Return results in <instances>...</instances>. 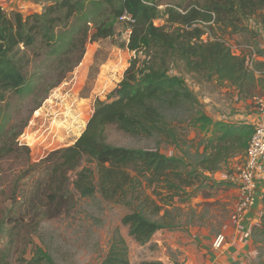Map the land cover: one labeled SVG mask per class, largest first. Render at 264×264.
Listing matches in <instances>:
<instances>
[{
	"label": "trees",
	"instance_id": "obj_1",
	"mask_svg": "<svg viewBox=\"0 0 264 264\" xmlns=\"http://www.w3.org/2000/svg\"><path fill=\"white\" fill-rule=\"evenodd\" d=\"M160 1L57 0L41 12L28 14L0 5V103L12 94H34L39 89L38 75H28V68L40 50L52 57L59 78L50 89L56 87L82 62L87 44L117 34L113 21L125 13L133 19L128 50L147 54L143 60L139 55L130 60L108 99H97L85 130L72 145L56 149L38 162L32 161L30 147L19 141L25 125L18 129V125L7 124L8 113L0 108V237L5 238L0 245V264H12L14 248L22 252L20 264H56L51 252L35 240L42 222L60 216L78 198L97 194L129 208L122 223L138 243L146 244L158 231L177 225L167 219L168 210L160 218L148 215L151 206L156 215L164 207L148 195L141 199L145 188L153 187L159 200L170 205L187 188L222 183L212 175L230 159L244 158L255 125L215 119L206 113L184 79L169 72V62L179 60L187 71L204 74L243 97L264 95V46L252 43L257 59L250 68L247 57L233 53L222 36L209 34L203 39L207 28L230 33L248 30L244 20L264 19V0H208L186 9L167 6L164 11ZM164 17L165 24L158 25ZM185 106L191 112L188 125L205 136L199 144L204 147L202 151L197 148L194 160L186 151L167 155L160 149L108 141V129L115 127L133 136L157 135L180 148L184 138L165 111ZM12 155L20 160L19 171L4 186L2 162ZM140 199L144 208L135 206ZM262 203L260 222L252 230L258 262L249 264H264V193ZM100 264H130L129 247L119 230Z\"/></svg>",
	"mask_w": 264,
	"mask_h": 264
},
{
	"label": "rangeland",
	"instance_id": "obj_2",
	"mask_svg": "<svg viewBox=\"0 0 264 264\" xmlns=\"http://www.w3.org/2000/svg\"><path fill=\"white\" fill-rule=\"evenodd\" d=\"M55 1L57 0H0V5L8 11L18 9L28 14L41 12L45 5ZM207 1L161 0L160 9L164 11L167 6L186 9ZM165 21L166 17L156 23L162 25ZM113 23L117 34L95 44H87L82 62L53 89L50 87L57 81L59 74L52 57L45 49L40 50L39 56L34 57L28 68V75H38L39 89L34 94H12L5 102L0 103V108L8 113L7 124L18 125V129L25 125L19 141L30 147L33 162L40 161L56 149L72 145L85 130L97 99H108L122 79L130 60L136 55L142 60L146 58L147 54L131 52L127 48L130 24L117 19ZM243 24L248 27L243 33H230L219 27L207 28L208 33L203 39L207 40L209 34L222 36L235 53L246 52V46L252 43L264 46V19L255 16L244 20ZM169 72L184 79L205 112L215 119L254 121L257 113L254 97H243L234 88L210 80L204 74L191 73L179 60L169 62ZM186 106L165 111L168 120L178 125L184 138L180 148L162 141L157 135L133 136L115 127H109L108 141L127 147L160 149L167 155H182L186 151L189 158L194 160L197 148L202 151L204 147V144H199L205 136L188 125L191 112ZM14 157L12 155L2 162L4 186L10 184L19 171L20 160ZM242 162L243 158L239 156L230 159L220 172L212 175L214 181L222 183L213 187L202 185L187 188L184 196L176 197L170 205L159 200L153 187L145 188L141 199L148 195L164 207L156 215L151 206L148 215L160 218L168 210L167 219L177 225L173 229L158 231L146 244L138 243L122 223V217L129 208L120 203L105 201L98 194L78 198L60 216L44 220L35 240L51 252L56 264H100L109 250L114 232L119 230L129 247L130 264H143L146 261H161L164 264H214L218 257V251L213 246L214 240L219 234L228 231L233 223L232 214L238 199L233 180ZM159 191L166 194L161 188ZM141 199L136 200L135 206L143 207ZM4 240L5 238L0 237V245ZM21 254L14 248L12 264H20ZM244 261L245 264L258 262V254L257 257H248Z\"/></svg>",
	"mask_w": 264,
	"mask_h": 264
},
{
	"label": "built area",
	"instance_id": "obj_3",
	"mask_svg": "<svg viewBox=\"0 0 264 264\" xmlns=\"http://www.w3.org/2000/svg\"><path fill=\"white\" fill-rule=\"evenodd\" d=\"M121 21L132 22V16L125 13ZM246 52L233 53L242 54L247 57L250 68L254 67V60L257 59L256 47L247 45ZM256 105V116L252 122L255 130L245 152L243 162L238 167L236 177L233 180L238 199L232 214V221L235 225L240 224L245 216L256 206L261 195L264 193V96H254ZM226 242V236L219 234L213 243L214 248L221 250ZM258 251H256V255Z\"/></svg>",
	"mask_w": 264,
	"mask_h": 264
},
{
	"label": "crops",
	"instance_id": "obj_4",
	"mask_svg": "<svg viewBox=\"0 0 264 264\" xmlns=\"http://www.w3.org/2000/svg\"><path fill=\"white\" fill-rule=\"evenodd\" d=\"M262 213L263 203L261 195L256 206L245 216L244 220L237 225L232 223L231 228L224 233L226 242L221 250L216 249L218 251V257L215 258L216 263L214 264H231L234 261H241L245 264V258L257 257V249L253 244L252 230L260 222Z\"/></svg>",
	"mask_w": 264,
	"mask_h": 264
}]
</instances>
